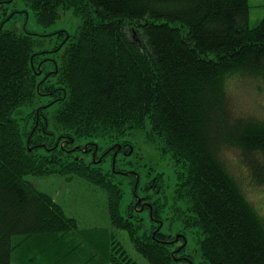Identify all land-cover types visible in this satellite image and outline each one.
Wrapping results in <instances>:
<instances>
[{
	"label": "trees",
	"instance_id": "1",
	"mask_svg": "<svg viewBox=\"0 0 264 264\" xmlns=\"http://www.w3.org/2000/svg\"><path fill=\"white\" fill-rule=\"evenodd\" d=\"M14 1L0 0L5 20ZM21 1L44 27L63 12L81 23L0 26V264H138L118 230L150 264H264V217L239 176L264 186V16L252 23L249 0ZM134 131L174 183L151 168L141 183ZM55 173L100 187L109 226L81 227L30 179Z\"/></svg>",
	"mask_w": 264,
	"mask_h": 264
},
{
	"label": "rangeland",
	"instance_id": "2",
	"mask_svg": "<svg viewBox=\"0 0 264 264\" xmlns=\"http://www.w3.org/2000/svg\"><path fill=\"white\" fill-rule=\"evenodd\" d=\"M7 5H10L9 12H12L14 9L19 10V12H16L14 16L9 18L7 17V20H5V14L0 16V26H4V28L7 29H17L18 31L22 32L30 31L35 33H52L59 29H65L71 33H74L81 23V19L72 12H63L61 18L56 23L44 27L36 21L32 9L23 1L15 0L13 3L10 2ZM43 38L46 39L43 41V45H40L39 48H50L55 44L56 41L60 39L55 37L50 41L48 39L49 37ZM43 100L45 101V97ZM126 137L130 139L133 138V141L135 142L134 144L136 146L135 148L138 152L139 158L138 167L136 168H139L142 177L141 183H143V180L146 176V171L149 168H151L152 174H155L156 172H162L164 174L163 178L165 179L167 185H171L175 182V173L171 161L169 157L164 156L161 153V150L156 144L148 142L146 137L141 132L134 131L132 134H128ZM99 141L103 145L107 143V140ZM229 157H231L234 162H238V157L234 151L229 152ZM129 158L133 160L135 159V155H132ZM86 159H90V157ZM110 164V158L103 162L104 167H110ZM239 174L248 197L264 217V186L248 183V178L246 179L241 167ZM30 179L36 182V185L40 190L52 194L55 200L63 205L68 215L76 217L79 220L81 227L90 228L95 226H109L110 219L107 210V196L100 187H96L94 184H90L88 181L80 177H75L68 181L63 175L58 173L51 174L46 177L30 176ZM115 179L123 183L124 197L122 201V209L125 210L128 202H130L133 196H135L133 185L131 184L132 180L129 176L121 175H118ZM140 192H142L141 189ZM140 214L145 218L147 224H151L148 210H143L140 212ZM177 226L178 224H175L173 229H170L168 225H165L163 227V231L166 233H174ZM116 236L119 242L125 246L129 255L138 264H150L149 261L133 247V244L126 231L118 230L116 231ZM196 238V235L191 233L189 234L188 249L192 250L195 255L196 262L199 263L201 257L200 251H198V245L196 244Z\"/></svg>",
	"mask_w": 264,
	"mask_h": 264
},
{
	"label": "crops",
	"instance_id": "3",
	"mask_svg": "<svg viewBox=\"0 0 264 264\" xmlns=\"http://www.w3.org/2000/svg\"><path fill=\"white\" fill-rule=\"evenodd\" d=\"M251 4V21L255 23L264 15V0H249Z\"/></svg>",
	"mask_w": 264,
	"mask_h": 264
},
{
	"label": "water",
	"instance_id": "4",
	"mask_svg": "<svg viewBox=\"0 0 264 264\" xmlns=\"http://www.w3.org/2000/svg\"><path fill=\"white\" fill-rule=\"evenodd\" d=\"M179 238H180V236L178 235L176 239H179ZM186 242H187V239L185 238V243H184V245L186 244Z\"/></svg>",
	"mask_w": 264,
	"mask_h": 264
}]
</instances>
